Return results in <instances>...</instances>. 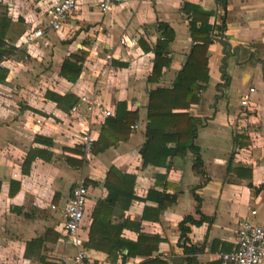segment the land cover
Segmentation results:
<instances>
[{"label":"crops","instance_id":"obj_1","mask_svg":"<svg viewBox=\"0 0 264 264\" xmlns=\"http://www.w3.org/2000/svg\"><path fill=\"white\" fill-rule=\"evenodd\" d=\"M54 1H0V23L10 19L0 46V58L8 66L0 75V264H74L77 248L62 231L59 214L81 179L90 181L81 230L88 258L93 264H113L106 252L87 246L93 211L108 195L105 179L112 167L126 176L127 194L110 211L112 223L122 226L120 238L136 242L140 234L150 235L158 242L142 245L154 248L151 257L186 264L180 222L203 215L188 234L190 244L200 249L195 264H224L216 253L237 247L240 220L264 226V0H227L225 6L220 0L133 1L107 12L101 11L99 0H79L60 30L50 27ZM186 3L201 10L200 17L210 14L216 34L208 49L206 89L189 109L176 110L195 119L193 144L203 161L200 168L191 150L167 158L164 165L150 162V92L173 85L196 43L190 30L193 13L185 11ZM160 22L175 31L168 47L172 61L151 81L154 48L163 37ZM16 23L28 29L21 27L15 34ZM223 23L220 32L216 28ZM201 25L199 20L197 27ZM39 27L43 37L26 45V34ZM123 33L136 44L117 41ZM222 34L229 36L235 51L229 56L224 53L228 46L217 41ZM73 54L83 59L75 82L61 75L65 59ZM251 87L255 91L244 107L240 97ZM84 94L110 109L112 116L125 102L128 110L138 111L139 120L128 140L78 165L85 126L98 142L107 118L84 107L74 110ZM12 182L18 183L14 193ZM162 194L167 196L161 200ZM149 258L136 254L125 264ZM116 264H122L121 254Z\"/></svg>","mask_w":264,"mask_h":264},{"label":"trees","instance_id":"obj_2","mask_svg":"<svg viewBox=\"0 0 264 264\" xmlns=\"http://www.w3.org/2000/svg\"><path fill=\"white\" fill-rule=\"evenodd\" d=\"M220 1L223 6L226 5L227 0ZM185 11L193 13L190 30L192 40L196 43L192 46L187 61L178 71L173 85L169 88L159 87L150 92L148 104L149 139L152 142L150 162L164 165L167 158L177 155L184 156L191 150L197 155L195 167L200 168L202 167L203 161L198 153L197 147L193 144V138L196 136L195 119L187 111L176 110L189 109L191 103L199 101L202 92L206 89V84L209 82L210 78L208 49L210 44L214 42L216 34L213 32V26L208 22L209 13H205L203 17H200L201 10H198L196 6L190 3L185 4ZM199 20L202 21V25L197 27V22ZM9 25L10 19L4 17L0 23L2 32L0 35V46L5 44L3 41V32L7 31ZM224 27L225 25L223 23L216 29L221 32ZM158 30L162 33L163 37L157 40L154 48V65L152 74L149 77L151 81L158 80L163 75L164 67L169 66L172 61L168 56V47L175 37V31L165 22H160L158 24ZM82 61L83 59L78 55H71V58L65 59L61 69V75L69 81L75 82L82 70ZM53 96L58 101L62 99L60 96ZM77 103L78 101H76L75 105ZM138 120V111H130L127 109L125 102H120L118 104L117 113L114 116H108L106 118L100 138L98 142H95L92 156L108 146L117 145L123 140H128L132 131V126L137 123ZM168 143H175V146L169 147ZM78 150L83 154L80 145ZM67 160L69 163L74 161L71 158H67ZM86 160L88 159L81 157L80 160H77V164L83 165ZM29 161L30 158L25 162L28 164ZM125 177L126 176H123L121 172L114 167L108 171L105 179V186L109 192L104 200L98 202L93 211V221L90 227L87 246L106 252L113 264H116L119 254L122 256V264H125L128 257L135 256L136 254L150 256L149 259L138 264H168L166 260L159 256L151 257L154 248L142 245V243H145L147 240L153 241L154 244H156L158 240L155 242L152 236L144 234H140L136 242L125 240L119 236L122 229L121 224L112 223L110 211L118 204L117 198L122 194H127L123 189V179ZM89 182L88 179H85L86 185H88ZM11 184L14 193L18 188V183L12 182ZM261 188L264 189V185H262ZM128 193L131 194L130 191ZM166 196L167 195L162 194L161 200ZM161 208H163L162 204ZM204 218L205 216L203 215H201L200 219H196L189 215L180 222L181 235L179 245L183 248L184 254L186 255V264H195V256L200 250L197 246L189 242L188 234L191 231V225L201 224ZM154 247L156 248V246ZM125 250L128 252L124 253Z\"/></svg>","mask_w":264,"mask_h":264},{"label":"built area","instance_id":"obj_3","mask_svg":"<svg viewBox=\"0 0 264 264\" xmlns=\"http://www.w3.org/2000/svg\"><path fill=\"white\" fill-rule=\"evenodd\" d=\"M133 1L152 2L156 0H99L98 5L102 12H107L115 4H128ZM78 2L79 0H55L50 11V27L54 30H60L63 22L77 9ZM43 35L44 29L41 27L36 28L26 34L25 44H32ZM118 40L126 46L136 44L125 33L121 34ZM7 67L6 60L0 58V75L4 73V69ZM254 91L255 88L251 87L248 93L241 95L240 104L242 106L246 107L250 104V93ZM83 107L90 113L96 112L106 117L113 115L110 109L85 94L80 97V100L74 106V110ZM95 142L96 138L89 126H85L79 143L83 152L82 157L87 159L92 157ZM88 195L89 188L85 180H79L72 189L68 202L59 214L62 231L70 243L77 248L74 264H93L88 258L85 239L81 234ZM52 208H56V206L53 205ZM252 213H256V211L253 210ZM216 256L224 264H260L264 260V226L250 219L240 220L237 247L231 251L218 250Z\"/></svg>","mask_w":264,"mask_h":264},{"label":"water","instance_id":"obj_4","mask_svg":"<svg viewBox=\"0 0 264 264\" xmlns=\"http://www.w3.org/2000/svg\"><path fill=\"white\" fill-rule=\"evenodd\" d=\"M228 40H229V36H224L223 34L219 39H217V41L220 42L224 48L228 46V51H226V49L224 50L226 56H229L231 53L232 54L235 53V51L232 48H230ZM0 53H3V48H0Z\"/></svg>","mask_w":264,"mask_h":264},{"label":"rangeland","instance_id":"obj_5","mask_svg":"<svg viewBox=\"0 0 264 264\" xmlns=\"http://www.w3.org/2000/svg\"><path fill=\"white\" fill-rule=\"evenodd\" d=\"M1 1V0H0ZM19 10L21 9V8H18ZM17 9V10H18ZM23 9H25V8H23ZM22 10V9H21ZM25 10H27V8L25 9ZM21 27H24L25 29H28V26L27 25H25V24H15V26H14V28L12 29V31H14V33L16 34L17 33V31L21 28ZM119 38H117L116 40L117 41H119L118 40ZM18 56H22V57H24L25 56V54H21V55H18ZM24 59V58H23Z\"/></svg>","mask_w":264,"mask_h":264}]
</instances>
